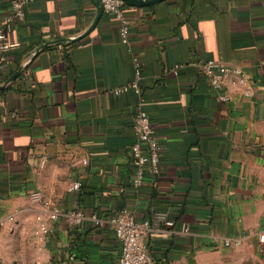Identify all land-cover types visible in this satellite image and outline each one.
<instances>
[{"label":"crops","instance_id":"obj_1","mask_svg":"<svg viewBox=\"0 0 264 264\" xmlns=\"http://www.w3.org/2000/svg\"><path fill=\"white\" fill-rule=\"evenodd\" d=\"M11 2L0 0V85L20 72L0 88V264H115L108 218L121 210L147 223L150 264L264 263V0L125 4L127 43L95 0H33L22 20H8ZM208 60L243 82L212 89ZM134 81L139 92L114 93ZM138 109L163 150L135 188ZM74 210L102 222L71 224Z\"/></svg>","mask_w":264,"mask_h":264},{"label":"built area","instance_id":"obj_2","mask_svg":"<svg viewBox=\"0 0 264 264\" xmlns=\"http://www.w3.org/2000/svg\"><path fill=\"white\" fill-rule=\"evenodd\" d=\"M33 0H12L8 20H22L24 17V7ZM101 9L111 14L118 24V38L122 43H127L129 19L125 13V3L123 0H98ZM2 33L0 32V40ZM3 60H0V71L3 66ZM137 68V63L135 64ZM202 75L210 82V87L216 89L224 83L230 76L238 77L240 82H243L242 70L238 66L224 64L214 60L202 62L199 66ZM136 75L139 76L138 70ZM129 89L139 92V86L134 81L129 84L117 88L114 93L122 94ZM132 130L136 140L130 147V155L134 165V174L132 183L135 188L143 184L144 178L149 175L157 176L159 172V162L162 153V146L158 142L154 127L150 122V118L146 111L138 109L133 115ZM85 162V161H84ZM73 190L79 188V183L75 182L71 186ZM58 213L53 212L49 218L55 219ZM67 219L71 224L81 222L83 219H88L94 226L101 224V219L95 214L85 216L82 211L74 210L69 212ZM108 223L112 229L114 237L120 244V253L115 264H150L152 259L145 244L141 242V234L145 224H139L136 221L134 214L126 210H121L108 218ZM166 225H172L171 221L165 222ZM4 225V220L0 218V229ZM41 231L46 233V228L41 225ZM188 229L185 228L186 232ZM257 240L261 254H264V232H258ZM224 246H238L239 239L224 238ZM257 264H264L263 261Z\"/></svg>","mask_w":264,"mask_h":264},{"label":"water","instance_id":"obj_3","mask_svg":"<svg viewBox=\"0 0 264 264\" xmlns=\"http://www.w3.org/2000/svg\"><path fill=\"white\" fill-rule=\"evenodd\" d=\"M123 1H124V3L127 4V5L144 6V5L156 4V3H159V2H161V1H163V0H123ZM95 3H96V5L98 6L99 11L101 12L102 9H101V7H100V4H99L98 0H95ZM98 17H99V13L97 14L95 20H97ZM65 41H67L66 38L56 39V40H53V41H51V42H48V43L42 45L41 48H43L44 46H47L48 44H51V43H59V42H65ZM19 72H20V68H19L16 72H14V73H13V74H12V75H11L6 81H5L4 84H1V85H0V88H3L8 82H10V81H12L13 79H15V77L19 74Z\"/></svg>","mask_w":264,"mask_h":264},{"label":"trees","instance_id":"obj_4","mask_svg":"<svg viewBox=\"0 0 264 264\" xmlns=\"http://www.w3.org/2000/svg\"><path fill=\"white\" fill-rule=\"evenodd\" d=\"M0 77H1V71H0ZM5 80V79H4Z\"/></svg>","mask_w":264,"mask_h":264},{"label":"rangeland","instance_id":"obj_5","mask_svg":"<svg viewBox=\"0 0 264 264\" xmlns=\"http://www.w3.org/2000/svg\"><path fill=\"white\" fill-rule=\"evenodd\" d=\"M27 256H28V254H27Z\"/></svg>","mask_w":264,"mask_h":264}]
</instances>
